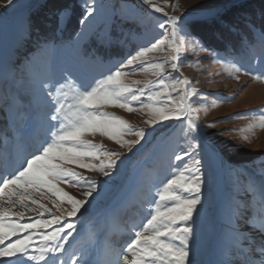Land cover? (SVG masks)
I'll use <instances>...</instances> for the list:
<instances>
[{"label":"snow or ice","instance_id":"6c2138e0","mask_svg":"<svg viewBox=\"0 0 264 264\" xmlns=\"http://www.w3.org/2000/svg\"><path fill=\"white\" fill-rule=\"evenodd\" d=\"M16 3L17 0H0V9L7 11ZM142 5L152 12H162L153 0H142ZM232 7L237 11L228 18L227 6L221 3H199L183 11L174 6L180 14L164 13L166 18L156 25L161 30L158 38L147 46L121 53L118 63L94 82L82 81L74 72L85 66H102L104 53L128 44L135 28L145 23L144 17L119 3L83 0L78 19L80 30L67 44L58 36H63L74 16V9L68 5L51 11L41 23L33 24L29 19L18 25L19 36L32 40L34 47L18 62L22 91L4 101L9 131L0 141V264H93L85 248L72 251L64 259L68 252L66 244L77 232L75 219L103 198L107 189L102 188V183L107 185L114 179L126 157L84 137L99 133L131 152L149 135L145 129L134 128L103 111L108 107L129 113L147 110L149 118L145 123L153 131L157 125L167 128L169 121H179L185 125L182 131L186 147L165 153L164 168L169 174L149 189L154 196L142 204V208L146 205L144 221L132 225L126 245L106 246L96 264H199L200 224L212 202L217 169L235 176L221 213L225 221V248L236 259L222 264H264V166L259 173L226 166L221 153L210 147L203 133L214 123H198L196 113L207 108L204 103L197 104L193 97L203 101L206 94L191 88L188 79L172 76L184 66L182 53L198 49L227 69L264 82V74L249 72L225 60L221 49L214 47L218 37L223 39L224 32L251 36L247 54L255 65H264V20L258 26L239 0H233ZM101 17L106 24L123 20L127 32L121 30L116 34L115 27L93 29L92 25ZM85 41L94 42L95 46L86 48ZM65 46L74 66L58 70L54 56L59 47ZM223 51L227 53V48ZM154 52H166L169 58L149 62L148 54ZM169 65L171 72L165 71ZM136 72L156 79L144 81L142 87L137 86L139 81L127 83L125 78ZM260 127H264V117ZM37 128L43 132L42 139L36 135ZM129 135L136 139H123ZM26 141L33 144L31 152L23 149ZM69 166L99 173L106 179H89ZM58 185L82 189L83 198H74ZM49 194L57 198L51 203L59 216L41 203L50 198ZM63 204L70 208L62 209ZM26 213H35V218H26ZM241 221L251 230L247 234L240 227ZM252 232L258 234L259 241Z\"/></svg>","mask_w":264,"mask_h":264},{"label":"rangeland","instance_id":"374dc122","mask_svg":"<svg viewBox=\"0 0 264 264\" xmlns=\"http://www.w3.org/2000/svg\"><path fill=\"white\" fill-rule=\"evenodd\" d=\"M244 1L246 0H239V3ZM36 2L37 0H17L16 5L10 6L7 11L0 9V80L11 83V88L19 92L22 91V84L18 79L19 74L16 75V70L13 68L15 76L11 78L7 75L5 67L8 64L7 57L10 49L14 46L15 40L20 37L17 31L18 25L23 22L26 12ZM53 2L55 3L56 0H42L41 9L46 13V10L51 8L50 6ZM97 2L107 5L113 3L126 5L137 16L145 18V23L136 27V34L132 36L135 45L139 47L147 46L159 37L161 30L156 25L158 21L166 18L164 13H167L168 16L180 14L174 10V6H178L181 11L199 3H221L229 7L232 6L233 0H153V5L162 9L161 13L152 12L148 6L142 5V0H97ZM145 13H147L146 16ZM103 22V17L98 18L96 23L92 25L93 29ZM235 35L240 34L235 33ZM227 47V53L221 55L225 60L233 62L247 69L249 72L264 74V65L254 64L253 58L247 54L246 46H243V52L249 56L246 66L234 61L231 54H229L230 47L232 46L228 45ZM168 58V53L166 52L148 54L149 62L167 60ZM182 62L184 66L181 67L179 72L172 73V76L188 79L191 88L206 94L203 101H201L200 97H193V100L197 104L204 103L207 108V111L201 108L196 113L198 123L202 126L214 123V127L203 129L210 147H214L221 153L226 166H230L237 171L247 169L259 173L261 167L264 166V127H260L261 118L264 117V82L254 80L250 75L237 74L214 61L207 52L198 49H188L183 52ZM165 71L171 72L170 65L166 66ZM125 79L130 84L134 81H139L141 83L137 86L142 87L144 81L155 80L156 77L145 75L143 72H136ZM5 97L8 96L3 91V94L0 95V141H3L5 133L9 131V124L4 111ZM177 100H179V97H177ZM229 100L230 102H228ZM103 111L127 121L134 128L145 129L149 132V135L141 145H137L131 152L128 151L127 147L121 148L114 141L99 133L84 137L91 143L101 145L103 148L111 151L119 152L122 157H126L114 179L108 181L107 185L102 183V188L106 187L107 189L103 198L94 201L92 205L88 206L87 212L75 219V223L78 225L77 232L73 233V236L69 238L68 244H66L68 252L65 254L64 259H68V254L72 251L85 248L88 250L93 264H96V261L102 258L104 252L103 248L98 246V242H93L92 240L90 234L93 227H103L108 232L111 221L115 217L126 213L132 207L134 199L140 191L141 185L146 183L147 174L151 171L150 167L154 163L152 141L161 135H165L176 125L181 124L179 121H169L167 128L157 125V130L153 131L145 123V120L149 118L147 110L129 113L120 108L108 107L103 109ZM181 125L185 127V125ZM37 136L42 139L43 132ZM245 137L246 139H244ZM123 139L133 141L136 138L129 135L123 137ZM155 147H158V144ZM23 149L26 152H31L33 150L32 142L26 141ZM0 152H2V148H0ZM73 170L89 179L100 180L102 182L106 179L96 172H89L76 167H73ZM234 179V174L229 175L227 172L219 169L215 173L211 193L212 202L207 215L200 224V228H202L204 233L200 235V247L197 256L199 264H222L224 261L236 259L229 256L225 248L223 236L225 221L221 213L224 202L231 194ZM58 187L61 191L73 195L74 198H83L82 189L67 185H58ZM208 195L209 190L206 184L205 196L207 197ZM49 197L48 199L41 200V203L45 204L53 215L59 216L60 212H57L51 203L52 200L57 198L50 194ZM61 207L62 209L70 208L67 204H63ZM16 210L14 209L13 211ZM35 215V213H26V218H35ZM45 215L47 216L48 214L46 213ZM65 218L69 219L66 216V212ZM240 227L246 234L251 231L243 221L240 222ZM124 230V237L118 242L112 243L111 248L122 247L129 241L132 235L131 229L125 226ZM39 231H43V229ZM88 233L89 236L87 237ZM251 234L259 241L258 234L254 232ZM88 243L91 244L87 245Z\"/></svg>","mask_w":264,"mask_h":264},{"label":"trees","instance_id":"16d2710c","mask_svg":"<svg viewBox=\"0 0 264 264\" xmlns=\"http://www.w3.org/2000/svg\"><path fill=\"white\" fill-rule=\"evenodd\" d=\"M41 2L42 0H37L35 5L32 6L28 12H26L23 22L27 23L30 19L33 24L41 23L50 16L51 11L60 8L61 6L63 7L64 5H68L72 9H74V16L72 18V22L67 25L65 31L63 32V36H58L59 39H62V41L67 44V42H69L74 37L75 33L80 30L78 19L82 10L83 0H56L55 3L53 2L51 4V8H48V11L46 10V13L44 10L41 9ZM240 5L242 6L243 10L247 11L248 13L254 16L255 21L259 26L262 20H264V16H262V13H264V0H246L240 3ZM236 11L237 9L233 8L232 6H229L227 7L225 15L226 17L231 18V16L234 15ZM113 27H115L116 34H119L121 30L125 32H127L128 30V26L123 20H117L115 22L109 21L107 24L104 21L95 29ZM134 34H136V31H134L133 35ZM240 35H235V33L228 34L227 32H224L223 39H220L218 37L217 43L214 45V47L221 49V55H225L226 53L223 51V49L228 48L227 46L231 45L232 47H230L229 53L231 54V57H233L234 61L246 66L248 64L249 56L245 55V53L243 52V46H246L248 42L252 39V37H244L243 34ZM14 43V46L11 47L10 53L7 57L8 64L5 67L7 75L11 78H13L15 74H20L21 69L18 67V62L22 59L23 54L30 52L34 47L33 41L29 40L26 36L17 38ZM84 46L90 49L95 45L94 42L85 41ZM136 48L137 46L135 45L131 37L128 44L114 47L112 50L105 52L104 64L102 66L95 68L85 66L82 67L79 72H74V75H76L77 78L82 81L94 82V79L101 78L102 73H105L107 69L113 67V65L118 63V59L121 53L127 54L128 51H134ZM54 61L58 70L64 68L71 69L74 66L72 55L66 46L58 48L54 56ZM13 68H15L16 70L15 74H13ZM82 73L84 75H82ZM11 87V83L0 80V95L3 94L4 91L10 98L19 92L18 90L13 89ZM5 114L7 122L9 124V117L6 111ZM183 128L184 127L181 124H178L165 135H161L152 141L151 146L153 148L152 153L154 163L150 167L151 171L147 174L146 183L141 185L140 191L134 199L132 207H130V209H128L126 213L115 217L111 221L108 232H106L103 227H93L92 232L90 234L92 236V240L93 242H98V246H101L103 248V251L105 250L106 246L111 248L112 243H116L124 237L125 226L131 229L134 223L139 225L144 221L146 205L144 206V209L142 208V204H144L146 198L152 199L154 196V191L150 194L149 189L152 187L153 184H158V181L160 179H163L165 175L169 174L166 173L164 168L163 157L165 153L170 152L173 149L179 151L180 148L186 147V144L183 142L185 135V133L182 131ZM41 133L42 131L37 128L36 135H39ZM157 144L158 147H155ZM177 144H179V148L177 147ZM209 226L213 227L214 225ZM105 232L106 235L104 236ZM203 233L204 232L202 228H200V235ZM86 236L88 237L89 233ZM89 244L91 243H88L87 245Z\"/></svg>","mask_w":264,"mask_h":264}]
</instances>
